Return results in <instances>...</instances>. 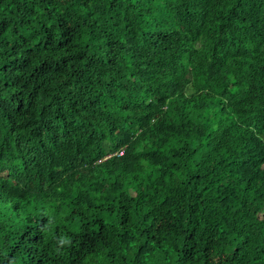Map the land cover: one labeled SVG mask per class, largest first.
Masks as SVG:
<instances>
[{"label": "trees", "instance_id": "obj_1", "mask_svg": "<svg viewBox=\"0 0 264 264\" xmlns=\"http://www.w3.org/2000/svg\"><path fill=\"white\" fill-rule=\"evenodd\" d=\"M0 264H264V0H0Z\"/></svg>", "mask_w": 264, "mask_h": 264}]
</instances>
